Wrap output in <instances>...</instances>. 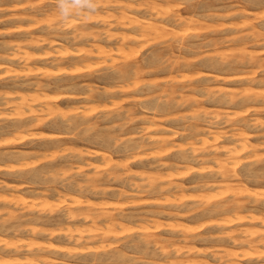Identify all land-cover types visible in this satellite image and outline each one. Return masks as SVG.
I'll list each match as a JSON object with an SVG mask.
<instances>
[{
	"label": "rangeland",
	"instance_id": "374dc122",
	"mask_svg": "<svg viewBox=\"0 0 264 264\" xmlns=\"http://www.w3.org/2000/svg\"><path fill=\"white\" fill-rule=\"evenodd\" d=\"M26 1L0 0V21H2L0 22V167L7 165L10 167L11 165L17 169L22 163L29 164L22 170L0 169V264H25V256L27 259L29 257L33 259V255L34 258H37V255H42V257L65 261H61L62 264L67 261L66 264H99V262L93 261L96 258L108 259L105 262H100V264H161L162 262L167 263L169 260L172 261L173 258L177 262L176 264L183 259L201 260L203 258L209 259L212 264H218L213 256L209 255L212 250L213 253L222 254L223 247L239 251L243 249L242 246H234L232 241H217L218 237L224 236L229 229L233 231L237 227L236 229H247L250 233L256 234L264 231V227L254 224H240L235 227L220 228L218 224L223 222L228 214L210 210L215 207L216 203L217 205L218 203L226 204V202L235 199V194L240 191L239 185H241L240 181L234 179V177H229L224 181L220 174L219 164L213 159L219 155H221L219 156L221 158L225 155V159L228 156L226 152L224 153L226 148L239 146V149L240 145H246L245 140H248L247 145L252 146H250L251 151L240 150L241 152L237 156L239 161L236 162L237 158L232 159L231 162L229 161V168L232 166L236 169L240 175V180H242L241 182L249 189H253V193L259 197H264V0H157L161 6L160 8H164L165 12L168 9L169 13L164 12L165 14L163 13L164 9L160 8V14L150 12L145 6L150 0H122L123 2L120 3V0H114L117 1L115 4L114 1L107 0L109 2L105 8H97L91 15L74 12L72 20H68L70 23L67 21L68 24L62 22L58 14L59 9L56 0ZM136 2L144 8L137 7ZM121 3H123L122 5H131L133 8L124 11L120 7ZM171 3L172 5L167 6ZM169 9L171 10L169 11ZM242 9H245V12ZM173 10L174 12H172ZM45 11L49 13L46 14ZM122 11L133 16L137 14L135 16L138 19L129 14L123 15ZM107 12L112 13V16ZM177 13L185 15L183 18H188V22L190 20L196 22L197 20L199 24L195 22L189 24V26L187 24H173L172 26L171 24L170 29L167 28L166 31L157 34L152 33L154 36L148 32L146 36L141 35L145 33L142 30V25L145 26L147 20V22L162 24V21L165 20H162L164 17L161 16H173ZM208 13H212V16ZM49 14L51 16H48ZM113 14L118 17L119 21L126 17L125 20L121 21L122 24L120 23L123 27L118 24V19L116 20ZM102 16H105L106 21L101 18ZM119 16L124 17L120 18ZM89 17H93L92 21ZM88 18L90 20L85 21ZM127 18L132 20H127ZM73 20L77 22H73ZM135 20L139 23L137 24ZM249 20H251L250 25ZM131 22L133 25H131ZM108 23L113 24V26L109 28ZM185 27L189 32L187 30L185 32ZM26 29L28 30L26 31ZM78 29L79 32H77ZM3 30L6 32L3 33ZM119 30H122V33ZM108 31L112 34L111 36ZM123 32L128 33V35ZM115 35L120 37L117 38ZM112 36L116 37L117 40L119 39V41L116 38L114 40ZM142 36H144L143 39H140ZM106 38L111 39L107 40ZM31 42L33 43L31 44ZM119 42L121 46L118 44ZM36 43L39 44L35 45ZM133 45L135 48H133ZM126 50H130V52ZM136 67L141 69L131 71ZM123 71L126 72L125 74L128 77L121 73ZM122 75L124 76L122 77ZM203 86H206V88ZM93 88L95 91L92 90ZM181 89L180 93L183 96L178 94ZM194 93L197 96L199 95V98ZM19 95L28 96L31 106L17 107V104L19 106ZM186 95L187 97H185ZM220 95L222 96L220 97ZM32 98H43L50 101L55 99L59 102L49 110V108L44 107V104L32 102ZM192 98L194 99L192 100ZM42 109L43 111H41ZM145 119L149 121V124L147 121H143ZM246 121H249L248 127H245ZM225 135L226 138H224ZM161 138L168 139L169 145L167 147L160 148L157 144H154ZM2 144L4 146H1ZM135 144L139 145L135 146ZM137 146L142 148L138 149ZM166 149L169 151L166 152ZM26 152L29 155L22 160L19 154ZM104 152L110 156L111 160L101 159V154H104ZM208 157L210 158L208 159ZM85 161L93 164L90 166ZM86 165H89V167ZM120 165H123L124 168ZM94 166H97L96 169ZM81 167H84V169ZM58 170L61 171L58 172ZM151 170L158 171L154 173L155 171ZM53 173L55 177H53ZM123 174L124 176H122ZM156 174L160 178L157 181L159 187L165 186L168 188L167 184H171L169 192L162 191L159 187L155 190L148 188L150 186L148 176ZM90 177L97 185V191L92 190L90 187L94 184L88 180ZM168 178L171 180H167ZM200 180L201 182H199ZM168 181H171V183ZM180 182L182 184L179 186L184 188L182 190L175 189ZM8 184L14 188L6 187ZM102 185L106 189L101 188ZM198 186L201 189H198ZM203 186L206 187L203 188ZM68 195L72 197L68 198ZM167 197L173 199L172 206L162 204ZM129 198L130 201L128 202ZM246 198L239 195L238 200L245 201ZM70 199H73V201ZM82 199L97 206H103L107 208L105 210L113 211L111 213L122 219L123 225L128 226V228L123 226V229H120L122 236L118 239L114 237L103 238L102 235L91 239L86 236L85 239L87 238V240L83 239L79 246L75 241L79 237L78 235L74 239L67 238L69 235L64 231H67L69 227H74L75 222L76 226L92 224L91 220L71 221L66 215L67 210L69 212L72 210L78 212L77 209L83 211L84 208L74 206L77 200L82 201ZM108 203H111V205L109 206ZM6 207H8L7 210ZM113 207L115 208L113 209ZM247 207L240 210L239 215L245 216L254 212L252 205ZM160 208H163V210ZM12 209L16 213H10ZM3 210L5 211L3 212ZM171 211L175 214L169 216L168 213ZM184 212L186 217L179 215L185 214ZM33 214L34 216L37 214L38 217H34ZM216 214L218 215L216 216ZM13 215L20 217H13ZM40 216H43V218H40ZM37 218L40 219L37 220ZM145 220L150 222L147 221V223ZM69 221L72 222V226L68 224ZM155 221L158 222L155 223ZM98 222L103 226L105 224V220ZM143 222L147 226L142 225ZM161 222L165 224L160 225ZM174 222H179V224L174 225ZM216 223L218 224L216 225ZM173 225L174 227H172ZM249 225H252V227ZM201 226L203 227L200 228ZM168 227L172 229H168ZM38 228L43 229V235H35L34 230L37 231ZM156 228L157 230H155ZM53 230L57 233H54ZM213 233L214 235L210 236ZM183 234L188 236V240H183ZM31 238L33 242L29 240ZM242 238L244 237L242 236ZM21 240L24 242H21ZM26 240H29L28 242L31 245ZM7 241L8 244L9 241L14 242L7 246ZM146 241L152 242L148 245L145 243ZM161 241H164V243ZM97 242L103 243L99 246ZM42 243L43 245L56 244L61 248L69 246L67 249L71 248V250H68L72 252L70 254H68V251L40 252L38 248L42 246ZM157 243L158 245H155ZM103 244H106L104 245L105 248ZM172 244H176L175 247ZM162 245L168 247V255L163 253ZM189 245L193 248H190ZM29 246L31 247L29 248ZM84 248L86 249L84 250ZM180 249L184 254L179 255L177 253ZM188 249L192 251L189 253ZM198 251L206 252L205 254H199ZM118 253H125V258H117L116 254ZM13 256L18 260L14 261ZM195 256L198 257L195 258ZM154 259H157V262ZM248 263L263 264L264 261L242 262V264Z\"/></svg>",
	"mask_w": 264,
	"mask_h": 264
},
{
	"label": "bare ground",
	"instance_id": "6f19581e",
	"mask_svg": "<svg viewBox=\"0 0 264 264\" xmlns=\"http://www.w3.org/2000/svg\"><path fill=\"white\" fill-rule=\"evenodd\" d=\"M27 1H30V0H27ZM26 1V2H27ZM110 1V0H109ZM109 1H103V0H98V1H96L95 2V0H94V4L97 6V8H105V6H106V4L109 2ZM112 1H114V0H112ZM119 1V0H118ZM122 0H120L119 1V3L121 2ZM124 1V0H123ZM122 1V2H123ZM166 1V0H165ZM22 2H24V1H22ZM117 1H114V4L116 3ZM132 2V1H131ZM159 1H157V0H150V1H148L147 2V4H145V6L147 7V9L150 11V12H153V13H157V14H160V9H164V8H160L161 6H160V4L158 3ZM176 3H177V1H175ZM111 3V2H110ZM125 3H126V1H125ZM124 3V4H125ZM137 3V2H136ZM140 3H141V1H140ZM144 3V2H143ZM160 3H161V1H160ZM166 3V2H165ZM164 3V4H165ZM13 4V3H12ZM27 4V3H26ZM25 4V5H26ZM28 4H29V2H28ZM32 4V3H31ZM57 4V3H56ZM123 3H121L120 4V7L121 8H123L124 9V11H126V10H128V9H132L133 7L130 5H122ZM138 4V3H137ZM163 4V3H162ZM163 4V5H164ZM182 4V3H181ZM207 4V3H206ZM14 5V4H13ZM19 5V4H18ZM133 5V4H132ZM141 5V4H140ZM166 5V4H165ZM169 5H172V3L171 4H167V6H169ZM177 5V4H176ZM238 5V4H237ZM31 6V5H30ZM177 6H179V5H177ZM181 6V5H180ZM209 6V5H208ZM225 6V5H224ZM230 6H232V5H230ZM19 7V6H18ZM56 7V6H55ZM132 7V8H131ZM137 7H143L144 8V6H139V4H138V6ZM229 7V6H228ZM17 8V7H16ZM45 8V7H44ZM53 8V7H52ZM135 8H136V6H135ZM160 8V9H159ZM205 8V7H204ZM208 8V7H207ZM225 8V7H224ZM119 10H120V8H118ZM137 9H139V8H137ZM234 9H236V8H234ZM109 10V9H108ZM162 10H161V12H162ZM171 9H169V11H170ZM239 10V9H238ZM243 10V9H242ZM245 10V9H244ZM243 10V11H244ZM29 11V10H28ZM53 11V10H52ZM110 11V10H109ZM118 11V10H117ZM175 11H177V10H175ZM208 11V10H207ZM211 11V10H210ZM228 11V10H227ZM46 12V11H45ZM55 12V11H54ZM105 12V11H104ZM119 12V11H118ZM165 12V9L163 10V13ZM166 12H168V9H167V11ZM165 12V13H166ZM172 12H174V10L172 11ZM178 12H180V11H178ZM202 12H204V11H202ZM201 12V13H202ZM206 12V11H205ZM240 12V11H239ZM242 12V11H241ZM245 12V11H244ZM30 13V12H29ZM49 12H46V14H48ZM53 13V12H52ZM108 14H110V12H107ZM106 13V14H107ZM121 13V12H120ZM122 13H124L123 15H132V14H130V13H128V14H125V12H123L122 11ZM121 13V14H122ZM143 13V12H142ZM164 13V14H165ZM169 13V12H168ZM167 13V14H168ZM214 13H215V11H214ZM222 13V12H221ZM220 13V14H221ZM246 13H248V12H246ZM54 14V13H53ZM59 14V13H58ZM107 14V15H108ZM112 14V13H111ZM110 14V15H111ZM119 14V13H118ZM164 14H162V15H164ZM170 14H171V12H170ZM206 14H207V12H206ZM210 13H208V15H209ZM212 14V13H211ZM210 14V15H211ZM218 14V13H217ZM15 15V14H14ZM27 15V14H26ZM113 15H115V14H113ZM135 15H137V14H135ZM134 15V16H135ZM202 15H204V14H202ZM18 16V15H17ZM19 16H21L20 14H19ZM48 16H51L50 14L48 15ZM84 16V15H83ZM97 16H99V15H97ZM106 16V15H105ZM105 16H102L101 18L103 19ZM112 16V15H111ZM118 16V15H117ZM121 16V15H120ZM119 16V17H120ZM133 15H132V17H134ZM149 16H150V13H149ZM155 16L156 17H158L156 14H155ZM160 16V15H159ZM166 16V15H165ZM165 16H161V17H164L162 20H165V21H162V24H159V23H151V21H149V22H147L146 20V23H145V26L144 25H142L143 26V32H145V33H140L141 35H143L144 34V36H146V33L148 32V33H150V34H157L158 32H163V31H166L167 30V28H169V27H171L170 25L172 24V26H173V24L174 25H176V24H182V25H184V24H187V26H189V24H191V23H193V22H195L194 20H190L191 18V15H190V22H188V18H186V19H184L183 18V16L185 17V15H181V14H178L177 13V15H173V16H167V17H165ZM200 16V15H199ZM212 16V15H211ZM27 17V16H26ZM29 17V16H28ZM43 17V16H42ZM114 18L116 17V15L115 16H113ZM113 17H111V18H113ZM122 17H124V16H122ZM122 17H120V18H122ZM129 17H131V16H129ZM136 18H137V16H135ZM134 17V18H135ZM187 17V16H186ZM206 17H207V15H206ZM215 17H216V15H215ZM3 18V17H2ZM10 18V17H9ZM83 18V17H82ZM90 19H91V21H92V18L93 17H89ZM88 18V20L86 19H84L85 21H89L90 19ZM135 18V19H136ZM140 18V17H139ZM155 18V17H154ZM197 18V17H196ZM210 18H212V17H210ZM218 18V17H217ZM220 18V17H219ZM218 18V19H219ZM248 18V17H247ZM246 18V19H247ZM6 19V18H5ZM118 19V17H116V20ZM126 19V17L124 18V19H121L120 21H119V19H118V21L117 22H119L118 24L120 25V23H121V21L122 20H125ZM129 18H127V20H128ZM138 19V18H137ZM143 19H144V17H143ZM215 19V18H214ZM17 20V19H16ZM28 20V19H27ZM70 20V19H69ZM72 20V19H71ZM83 20V19H82ZM104 20H105V18H104ZM129 20H132V19H129ZM139 20H141V19H139ZM153 20V19H152ZM239 20H242V19H239ZM238 20V21H239ZM244 20V19H243ZM95 22H98L97 20H94ZM106 21V20H105ZM142 21V20H141ZM145 21H143V22H145ZM154 21V20H153ZM205 21V20H204ZM213 21V20H212ZM217 21V20H216ZM244 21H246V20H244ZM250 22H249V25H250V23H251V20H249ZM0 22H2V21H0ZM17 22H18V20H17ZM41 22V21H40ZM63 22V21H62ZM69 22V21H68ZM73 22H77V21H74L73 20ZM72 22V23H73ZM100 22H101V20H100ZM102 22H103V20H102ZM116 22V23H117ZM124 22H126V21H124ZM134 22V21H133ZM135 22L137 23V21L135 20ZM142 22V23H143ZM158 22V21H157ZM201 22H203L202 20H201ZM253 22V21H252ZM43 23V22H42ZM67 23V22H66ZM70 23V22H69ZM130 23V22H129ZM128 23V24H129ZM139 23V22H138ZM137 23V24H138ZM195 23H198L197 22V20H196V22ZM21 24V23H20ZM68 24V23H67ZM109 24V23H108ZM108 24H107V27H108ZM122 24V23H121ZM159 24V25H158ZM199 24V23H198ZM237 24V23H236ZM235 24V25H236ZM58 25V24H57ZM71 25V24H70ZM103 25H105V24H103ZM124 25V24H123ZM131 25H133L132 24V22H131ZM140 25V24H139ZM111 26H113V24H109V28L111 27ZM116 26V25H115ZM121 26V25H120ZM129 26H130V24H129ZM141 26V25H140ZM141 26V27H142ZM246 26V25H245ZM248 26V25H247ZM58 27H60V26H58ZM121 27H123V26H121ZM124 27H126V26H124ZM250 27H252V26H250ZM249 27V28H250ZM81 28V27H80ZM191 28V27H190ZM193 28H195V27H193ZM235 28H237L236 26H235ZM248 28V29H249ZM6 29V28H5ZM20 29V28H19ZM23 29V28H22ZM57 29V28H56ZM76 29V28H75ZM170 29V28H169ZM172 29V28H171ZM174 29V28H173ZM252 29H253V27H252ZM12 30V29H11ZM28 29H26V31H27ZM66 30V29H65ZM98 30V29H97ZM102 30V29H101ZM110 30V29H109ZM123 30V29H122ZM121 30V31H122ZM175 30V29H174ZM186 30H187V27H185V32H186ZM190 30H192V29H190ZM80 30L78 29V31L77 32H79ZM120 30H119V32H121ZM124 31V30H123ZM173 31V30H172ZM188 31V30H187ZM256 31H257V29H256ZM261 31V30H260ZM6 32V31H5ZM4 32V30H3V33H5ZM8 32V31H7ZM83 32V31H82ZM103 33L104 32H106V31H102ZM140 32H141V30H140ZM169 32V31H168ZM189 32V31H188ZM263 32V31H262ZM1 33V32H0ZM97 33V32H96ZM107 33V32H106ZM105 33V34H106ZM110 33V31H108V34ZM122 33V32H121ZM124 33V32H123ZM264 33V32H263ZM32 34V33H31ZM75 34V33H74ZM114 34H116V33H114ZM125 34V33H124ZM127 35H128V33H126ZM125 34V35H126ZM129 34H130V32H129ZM149 34V35H150ZM152 34V36H154ZM252 34V33H251ZM96 35V34H95ZM112 34L110 33V36H111ZM246 35V34H245ZM32 36V35H31ZM72 36H73V34H72ZM75 36V35H74ZM81 36V35H80ZM89 36H91V35H89ZM102 36V35H101ZM116 36V35H115ZM122 36V35H121ZM124 36V35H123ZM144 36H142L140 39H143V37ZM148 36V35H147ZM158 36V35H157ZM159 36H160V34H159ZM106 37V36H105ZM117 37V36H116ZM116 37H113L112 36V38L114 39V38H116ZM120 36H118L117 38H119ZM125 37V36H124ZM139 37V36H138ZM193 37V36H192ZM239 37V36H238ZM28 38V37H27ZM38 38V37H37ZM74 38V37H73ZM117 38H116V40H117ZM128 38V37H127ZM131 38H132V35H131ZM157 38V37H156ZM240 38V37H239ZM243 38V37H242ZM26 39V38H25ZM104 39V38H103ZM107 40H110V39H108V38H106ZM105 39V40H106ZM241 39V38H240ZM27 40V39H26ZM33 40V39H32ZM34 40H35V38H34ZM75 40V39H74ZM115 40V39H114ZM121 40H122V38H121ZM130 40V39H129ZM117 41H119V39L117 40ZM255 41V40H254ZM253 41V42H254ZM43 42V41H42ZM96 42V41H95ZM122 42H124V40H122ZM8 43V42H7ZM33 42H31V44H32ZM40 43V42H39ZM38 43V44H39ZM54 43V42H53ZM90 44H92L91 42H89ZM99 43V42H98ZM188 43V42H187ZM22 44V43H21ZM37 43L35 44V45H38ZM50 44H52V43H50ZM119 45L121 44L120 42L118 43ZM113 45V44H112ZM111 45V46H112ZM5 46V45H4ZM16 46V45H15ZM19 46V45H18ZM28 46V45H27ZM33 46V45H32ZM95 46V45H94ZM121 46V45H120ZM14 47V46H13ZM19 47H21V46H19ZM59 47V46H58ZM127 46L125 45V48H126ZM130 47V46H129ZM165 47V46H164ZM183 47V45L181 46V48ZM60 48H62V47H60ZM93 48V47H92ZM131 48V47H130ZM133 48H135L134 47V45H133ZM204 48V47H203ZM29 49V48H28ZM56 49V48H55ZM90 49V48H89ZM114 49V48H113ZM123 49V48H122ZM127 49V48H126ZM15 50H16V48H15ZM54 50V49H53ZM52 50V51H53ZM67 50V49H66ZM91 50V49H90ZM131 51H134V50H132V49H130ZM130 50H126V51H129L130 52ZM137 50V49H136ZM136 50H135V52H136ZM9 51V50H8ZM12 51V50H11ZM56 51V50H55ZM63 51V50H62ZM101 51V50H100ZM125 51V50H124ZM191 51V50H190ZM16 52H18V51H16ZM22 52V51H21ZM58 52V51H57ZM90 52V51H89ZM105 52V51H104ZM103 52V53H104ZM239 52V51H238ZM122 53V52H121ZM166 53V52H165ZM178 53V52H177ZM176 53V54H177ZM180 53V52H179ZM178 53V54H179ZM191 53V52H190ZM249 53V52H248ZM9 54V53H8ZM84 54H87V53H84ZM125 54V53H124ZM127 54H129V53H127ZM131 54V53H130ZM135 54V53H134ZM156 54V53H155ZM5 55V54H4ZM94 55V54H93ZM7 56V55H6ZM130 56V55H129ZM19 57V56H18ZM8 58V57H7ZM26 58V57H25ZM131 58V57H130ZM250 58V57H249ZM176 59V58H175ZM246 60V59H245ZM20 61V60H19ZM51 61V60H50ZM91 62V61H90ZM173 62H175V61H173ZM20 64V63H19ZM3 66V65H2ZM6 67V66H5ZM10 67V66H9ZM184 67V66H183ZM183 67H182V69H183ZM141 68L140 67H136L135 69H132L131 71H133V70H135V71H139ZM173 69H174V67H173ZM146 70V69H145ZM130 71V72H131ZM134 71V72H135ZM128 72V71H127ZM122 74H125L126 72L125 71H123V72H121ZM129 73V72H128ZM136 73V72H135ZM178 73V72H177ZM180 73H182V72H180ZM185 73V72H184ZM130 74V73H129ZM256 74V73H255ZM187 75H189V74H187ZM124 75H122V77H123ZM125 76H127L126 74H125ZM210 76V75H209ZM128 77V76H127ZM184 78V77H183ZM217 78V77H216ZM131 79V78H130ZM189 80V79H188ZM35 81V80H34ZM49 84V83H48ZM81 84H83V83H81ZM89 84H91V83H89ZM185 85V84H184ZM28 86V85H27ZM250 86V85H249ZM36 87V86H35ZM34 87V88H35ZM41 87V86H40ZM86 87H87V85H86ZM89 87V86H88ZM203 87H205L206 88V86H203ZM96 88V87H95ZM171 88V87H170ZM187 88V87H186ZM191 88V87H190ZM200 88V87H199ZM208 88V87H207ZM212 88V87H211ZM42 89V88H41ZM184 89H185V87H184ZM183 89V90H184ZM201 89V88H200ZM202 89H204V88H202ZM209 90H210V88H208ZM208 89H207V91H208ZM15 90V89H14ZM23 90V89H22ZM93 91H95V89L93 88L92 89ZM196 90V89H195ZM220 90V89H219ZM46 91V90H45ZM180 91H182V89L181 90H179V93L178 94H180V96H183V94L181 95V93H180ZM221 91V90H220ZM219 91V92H220ZM251 91V90H250ZM8 92V91H7ZM16 93H17V91H15ZM29 92V91H28ZM92 92V91H91ZM159 92V91H158ZM202 92V91H201ZM34 93V92H33ZM97 93V92H96ZM166 93H167V91H166ZM189 93V92H188ZM188 93H184V94H188ZM198 93V92H197ZM200 93V92H199ZM203 93H204V91H203ZM208 93V92H207ZM213 93V92H212ZM240 93V92H239ZM246 93H249V92H246ZM261 93V92H260ZM263 93V92H262ZM4 94V93H3ZM154 94V93H153ZM174 94H176V93H174ZM195 94V93H194ZM229 94V93H228ZM245 94V93H244ZM258 94V93H257ZM6 95V94H5ZM41 95V94H40ZM196 95V94H195ZM194 95V96H195ZM211 95V94H210ZM224 95V94H223ZM259 95V94H258ZM1 96V95H0ZM18 96V95H17ZM42 96V95H41ZM146 96V95H145ZM193 96V95H192ZM197 96V95H196ZM195 96V97H196ZM199 96V95H198ZM197 96V97H198ZM201 96H203V95H201ZM208 96V95H207ZM218 96V95H217ZM222 95H220V97H221ZM230 96V95H229ZM240 96V95H239ZM44 97V96H43ZM45 97H46V95H45ZM72 97V96H71ZM185 97H187V95L185 96ZM188 97H189V95H188ZM204 97V96H203ZM228 97V96H227ZM232 97V96H231ZM8 98V97H7ZM14 98H16V97H14ZM19 106H18V104H17V107H27V106H31L30 105V98L28 97V96H26V95H19ZM58 98V97H57ZM62 98H64V97H62ZM153 98V97H152ZM191 98V97H190ZM189 98V99H190ZM199 98V97H198ZM223 98V97H222ZM54 99V98H53ZM194 98H192V100H193ZM227 98H225V100H226ZM232 99V98H231ZM240 99V98H239ZM243 99V98H242ZM263 99H264V96H263ZM184 100V99H183ZM186 100H187V98H186ZM186 100H185V102H186ZM248 100H249V98H248ZM4 101H6V100H4ZM196 101V100H195ZM227 101H229L228 99H227ZM32 102H36V103H39V104H44L45 106L44 107H47V109L49 108V110L53 107V106H55L56 105V103L57 102H59V100H44L43 98H32ZM6 103H7V101H6ZM101 103V102H100ZM179 103V102H178ZM183 105V104H182ZM239 105V104H238ZM8 106V105H7ZM35 106V105H34ZM42 106V105H41ZM158 106V105H157ZM6 107V106H5ZM201 107V106H200ZM19 108V109H20ZM58 108V107H57ZM56 108V109H57ZM126 108V107H125ZM29 109V108H28ZM201 109V108H200ZM134 110V109H133ZM197 110V109H196ZM37 111V110H36ZM41 111H43V109L41 110ZM52 111V110H51ZM50 111V112H51ZM200 111V110H199ZM205 111V110H204ZM212 111V110H211ZM27 112V111H26ZM132 112H134V111H132ZM23 113V112H22ZM194 113V112H193ZM33 114V113H32ZM35 114V113H34ZM52 114V113H51ZM199 114V113H198ZM208 114V113H207ZM47 115V114H46ZM126 115V114H125ZM32 116H34V115H32ZM84 116V115H83ZM133 116V115H132ZM145 116V115H144ZM199 116V115H198ZM194 117V116H193ZM228 117V116H227ZM144 118V117H143ZM177 118H179V117H177ZM183 118V117H182ZM185 118H187V117H185ZM43 119V118H42ZM40 120V119H39ZM44 120V119H43ZM202 120V119H201ZM213 120V119H212ZM256 120H258V119H256ZM22 121V120H21ZM129 121V120H128ZM131 121V120H130ZM144 122L145 121H147L146 119L145 120H143ZM259 121V120H258ZM38 122V121H37ZM41 122V121H40ZM149 121H147V123H148ZM252 122V121H251ZM260 122V121H259ZM258 122V123H259ZM146 123V124H147ZM155 123V122H154ZM205 123V122H204ZM217 123V122H216ZM246 123V125H245V127H248V125H249V121H246L245 122ZM256 123V122H255ZM264 123V122H263ZM35 125H36V123H34ZM127 124V123H126ZM149 124V123H148ZM253 124H254V122H253ZM259 124H261V123H259ZM21 125V124H20ZM92 125V124H91ZM193 125V124H192ZM222 125V124H221ZM244 125V124H243ZM254 125H256V124H254ZM261 125H263V124H261ZM30 126V125H29ZM134 126V125H133ZM151 126V125H150ZM195 126V125H194ZM31 127V126H30ZM154 127V126H153ZM193 127V126H192ZM199 128V127H198ZM250 128V127H249ZM10 129V128H9ZM165 129V128H164ZM197 129V128H196ZM232 129V128H231ZM148 130V129H147ZM154 130V129H153ZM159 130H161V129H159ZM200 130V129H199ZM244 130H246V129H244ZM18 131V130H17ZM155 131H158V130H155ZM188 131V130H187ZM14 132V131H13ZM24 132V131H23ZM145 132V131H144ZM153 132V131H152ZM176 133V132H175ZM174 133V134H175ZM179 134V133H178ZM177 134V135H178ZM235 134V133H234ZM238 134H240V133H238ZM221 135H224V134H221ZM1 136V135H0ZM58 137V136H57ZM188 137V136H187ZM235 137V136H234ZM237 137V136H236ZM239 137V136H238ZM244 137V136H243ZM2 138V137H1ZM23 138V137H22ZM150 138V137H149ZM153 138H156V137H153ZM168 138V137H167ZM169 138H171V137H169ZM224 138H226V135L224 136ZM24 139V138H23ZM44 139V138H43ZM49 139V138H48ZM51 139V138H50ZM54 139H56V138H54ZM142 139V138H141ZM220 139H222V138H220ZM231 139V138H230ZM236 139V138H235ZM237 139H239V138H237ZM241 139V138H240ZM246 139V138H245ZM248 139V138H247ZM261 139H263V138H261ZM218 140V139H217ZM16 141V140H15ZM35 141V140H34ZM33 141V142H34ZM60 141V140H59ZM152 141H154V140H152ZM173 141V140H172ZM246 141V145L245 144H243V145H240V143H239V145H240V148L238 149V147L239 146H234L233 148H226L225 149V151H224V153L226 152V154L228 155L225 159H224V157H225V155H224V157L223 158H221V157H219V156H221V155H219V156H217L216 154H215V156H217V157H215L213 160L214 161H216L217 162V164H219V168H220V174H221V176H222V178L224 179V181L225 180H227L229 177H234V179H238L239 181H240V184L241 185H239V190L240 191H238V193L237 194H235L236 195V198L235 199H233V200H231V201H229V202H226V204H222V203H218V205H217V203L215 204V207L214 208H212V209H210V210H212V211H214V212H217V213H219V212H222V213H224V214H228V217L223 221V222H221L220 224H218V223H216V225L218 224V226L220 227V228H229V227H235V226H237V225H240V224H254V225H260V226H262V227H264V197L263 196H261V197H259V196H257V194H255V193H253V189H249L243 182H241L242 180H240V175L237 173V171H236V169L235 168H233L232 166H230V168H229V163L231 162V160L233 159H236L237 158V161L236 162H238L239 160H238V155L240 154V152L241 151H243V150H250V146L251 145H247V141L248 140H245ZM8 142V141H7ZM17 142V141H16ZM207 142V141H206ZM236 142V141H235ZM234 142V143H235ZM3 143H4V141H3ZM13 143V142H12ZM23 143V142H22ZM142 144H144V143H142ZM150 144H152V143H150ZM154 144H157L160 148H165V147H167V145H169L168 144V139H160V140H158V141H156V143H154ZM208 144V143H207ZM9 145V144H8ZM136 145H139V144H135V146ZM236 145H237V143H236ZM253 145V144H252ZM1 146H4L3 144L1 145ZM7 146V145H6ZM144 146V145H143ZM146 146V145H145ZM150 146V145H149ZM153 146H155V145H153ZM157 146V147H158ZM256 146V145H255ZM255 146H253V147H255ZM138 147V146H137ZM156 147V148H157ZM158 147V148H159ZM193 147V146H192ZM252 147V146H251ZM140 148H142V147H140ZM139 147H138V149H140ZM1 149V148H0ZM55 149V148H54ZM134 149V148H133ZM137 149V150H138ZM172 149V148H171ZM179 149V148H178ZM199 149V148H198ZM162 150V149H161ZM204 150V149H203ZM202 150V151H203ZM207 150V149H206ZM219 150V149H218ZM241 150V151H240ZM8 151V150H7ZM67 151V150H66ZM78 151V150H77ZM134 151H136V150H134ZM166 152H168L169 150L168 149H166L165 150ZM179 151V150H178ZM216 151V150H215ZM251 151V150H250ZM39 152V151H38ZM75 152V151H74ZM95 152V151H94ZM185 152V151H184ZM37 153V152H36ZM91 153V152H90ZM99 154H100V151L98 152ZM97 153V154H98ZM128 153V152H127ZM139 153V152H138ZM142 153V152H141ZM95 154H96V152H95ZM132 154V153H131ZM162 154H164V153H162ZM209 154V153H208ZM28 153L26 152V153H22V154H19V157H21V159L23 160V159H26L27 157H28ZM102 156H101V159H110V156L108 155V154H106L105 152H104V154H101ZM165 155H167V154H165ZM183 155V154H182ZM185 156H186V154H184ZM212 156L214 155V154H211ZM129 156V155H128ZM127 156V157H128ZM158 157V156H157ZM189 157V156H188ZM206 157V156H205ZM204 157V158H205ZM184 158V157H183ZM190 158V157H189ZM188 158V159H189ZM197 158V157H196ZM204 158H203V160H204ZM210 157H208V159H209ZM128 159H129V157H128ZM206 159V158H205ZM111 160V159H110ZM161 160H163V159H161ZM202 160V159H201ZM106 161V160H105ZM206 161V160H205ZM209 161V160H208ZM230 161V162H229ZM7 162V161H6ZM70 162V161H69ZM87 161H85V163H86ZM112 162H114V161H112ZM124 162V161H123ZM158 162H160V161H158ZM233 162V161H232ZM20 163V162H19ZM88 163V162H87ZM179 163V162H178ZM183 163V162H182ZM181 163V164H182ZM186 163V162H185ZM23 164V163H22ZM21 164V166L20 167H17V169H19V170H22V169H25L24 167H27L26 165H28L29 166V164H23L22 165ZM71 164V163H70ZM75 164V163H74ZM88 164H90V166L93 164V163H88ZM116 164V163H115ZM120 164V163H119ZM163 164V163H162ZM167 164V163H166ZM20 165V164H19ZM32 165H33V163H32ZM32 165H31V167H32ZM38 165H39V163H38ZM83 165V164H82ZM118 165V164H117ZM124 165V164H123ZM123 165H120V166H122L123 167ZM141 165H143V164H141ZM147 165V164H146ZM175 165H176V163H175ZM174 165V166H175ZM178 165V164H177ZM235 165H237V164H235ZM86 166H88L89 167V165H86ZM97 166H99V165H97ZM96 166V167H97ZM116 166V165H115ZM119 166V165H118ZM145 166V165H144ZM154 166V165H153ZM161 166V165H160ZM163 166V165H162ZM170 166V165H169ZM178 166H180V165H178ZM181 166H183V165H181ZM11 167V168H10ZM10 167H9V165H7V166H5V167H0V169L1 168H3V169H5V170H17V169H15L16 167H12L11 165H10ZM57 167V166H56ZM87 167V168H88ZM93 167V166H92ZM96 167L94 166V168L96 169ZM106 167H108V166H106ZM129 167V166H128ZM148 167V166H147ZM150 167V166H149ZM152 167V166H151ZM159 167V166H158ZM168 167V166H167ZM166 167V168H167ZM232 167V168H231ZM81 168H83L84 169V167H81ZM86 168V167H85ZM99 168V167H98ZM124 168V167H123ZM132 168V167H131ZM171 168V167H170ZM186 168V167H185ZM80 169V168H79ZM99 169H101V168H99ZM144 169V168H143ZM142 169V170H143ZM156 169V168H155ZM169 169V168H168ZM173 169V168H172ZM175 169V168H174ZM167 170V169H166ZM247 170V169H246ZM251 170H252V168H251ZM32 171V170H31ZM59 171H61V170H58V172ZM65 171V170H64ZM76 171V170H75ZM80 171V170H79ZM113 171V170H112ZM144 171V170H143ZM147 171V170H146ZM151 171H155L154 173H156L157 171L156 170H151ZM162 171V170H161ZM161 171H159V172H161ZM173 171V170H172ZM177 171V170H176ZM211 171V170H210ZM249 171H250V168H249ZM53 172V171H52ZM66 172V171H65ZM82 172V171H81ZM111 172V171H110ZM147 172H150V171H147ZM158 172V173H159ZM212 172V171H211ZM253 172H255L256 173V171L255 170H253ZM50 173V172H49ZM83 173V172H82ZM97 173H99L98 171H97ZM120 173H121V171H120ZM126 173V172H125ZM152 173V172H151ZM197 173H198V171H197ZM200 173V172H199ZM214 173V172H213ZM254 173V175H256ZM261 173H263V172H261ZM110 174V173H109ZM108 174V175H109ZM116 174H118V172H116ZM135 174V173H134ZM163 174H164V172H163ZM168 174V173H167ZM210 174V173H209ZM212 174V173H211ZM219 174V175H220ZM46 175V174H45ZM52 175V174H51ZM56 175V174H55ZM58 175H60V174H58ZM94 176H95V174H93ZM97 175V174H96ZM113 175V174H112ZM128 175H130L129 173H128ZM137 175V174H136ZM139 175V174H138ZM179 175V174H178ZM177 175V176H178ZM184 175V174H183ZM202 175V174H201ZM213 175V174H212ZM212 175H209V176H211V177H213ZM216 175H217V173H216ZM258 175V174H257ZM63 176V175H62ZM111 176V175H110ZM122 176H124V174L122 175ZM130 176H132V175H130ZM130 176H128V177H130ZM146 176V175H145ZM170 176H173V175H170ZM175 176V175H174ZM53 177H55L54 176V173H53ZM60 177V176H59ZM121 177V176H120ZM135 177V176H134ZM215 177V176H214ZM258 177V176H257ZM148 178H149V185L150 186H148V188L150 187L151 188V190H155V189H157L159 186L157 185V181H158V179H160L159 177H158V175L156 174V175H150V176H148ZM172 178V177H171ZM199 178V177H198ZM204 178V177H203ZM258 178H260V177H258ZM93 178L92 177H90V179L88 178V180H90V182H92V183H94V181L92 180ZM119 179H121V178H119ZM124 179V178H123ZM129 179V178H128ZM135 179V178H134ZM139 179V178H138ZM144 179V178H143ZM166 179V178H165ZM220 179V178H219ZM136 180V179H135ZM167 180H171V179H167ZM199 180V179H198ZM247 180V179H246ZM121 181V180H120ZM126 181V180H125ZM161 181H163V180H161ZM223 181V180H222ZM230 181V180H229ZM234 181H236V180H234ZM104 182V181H103ZM145 182H147V181H145ZM160 182V181H159ZM165 182V181H164ZM168 182H170L171 183V181H168ZM199 182H201V180L199 181ZM203 182V181H202ZM238 182V181H237ZM257 182V181H256ZM2 183V182H1ZM83 183V182H82ZM130 183H132L131 181H130ZM134 183V182H133ZM137 183V182H136ZM142 183V182H141ZM195 183H197V182H195ZM30 184V183H29ZM123 184H124V181H123ZM143 184H144V181H143ZM169 184V183H168ZM167 184V186H168V188L169 187H171V184L170 185H168ZM175 184H176V182H175ZM174 184V185H175ZM182 184V182H180V184L178 183V186L177 187H175V186H173V187H175V189H183L184 187L183 186H179V185H181ZM192 184V183H191ZM198 184H200V183H198ZM205 184V183H204ZM210 184H212V183H210ZM229 184V183H228ZM134 185V184H133ZM148 185V184H147ZM161 185V184H160ZM177 185V184H176ZM203 185V184H202ZM209 185V184H208ZM212 185H214V184H212ZM218 185V184H217ZM220 185V184H219ZM78 186V185H77ZM136 186H138V185H136ZM184 186H186V185H184ZM191 186V185H190ZM200 186V185H199ZM199 186H198V189H201V188H199ZM216 186V185H215ZM226 186V185H225ZM225 186H224V188H225ZM236 186V185H235ZM6 187H8V188H12L13 186H11L10 184H8V185H6ZM91 188H92V190H94V191H97L98 190V187H97V185L94 183L92 186H90ZM130 187V186H129ZM146 187V186H145ZM204 187H206V186H203V188ZM228 187H229V185H228ZM232 187V186H231ZM14 188V187H13ZM18 188V187H17ZM21 188H23V187H21ZM101 188H104L103 187V185H102V187ZM142 189H143V187H141ZM141 188H139V189H141ZM162 191H164V190H166L167 192H169L170 191V189L171 188H166L165 186L164 187H159ZM30 189V188H29ZM58 189V188H57ZM104 189H106V188H104ZM104 189H102V190H104ZM136 189H137V187H136ZM144 189H146V188H144ZM174 189V188H173ZM214 189V188H213ZM233 189V188H232ZM7 190V189H6ZM20 190V189H19ZM31 190V189H30ZM138 190V189H137ZM205 190V189H204ZM215 190V189H214ZM15 191V190H14ZM117 191V190H116ZM120 191V190H119ZM124 191V190H123ZM198 191V190H197ZM201 191V190H200ZM203 191V190H202ZM211 191V190H210ZM217 192H218V190H216ZM233 191V190H232ZM231 191V192H232ZM37 192V191H36ZM40 192V191H39ZM43 192H45V191H43ZM113 192V191H112ZM127 192V191H126ZM139 192V191H138ZM193 192V191H192ZM208 192V191H207ZM230 192V193H231ZM233 192H236V191H233ZM232 192V193H233ZM72 193V192H71ZM119 193V192H118ZM123 193V192H122ZM173 193H176V192H173ZM178 193V192H177ZM176 193V194H177ZM187 193V192H186ZM229 193V192H228ZM229 193V194H230ZM124 194V193H123ZM127 194V193H126ZM130 194H132V193H130ZM143 194V193H142ZM180 194V193H179ZM182 194H184V193H182ZM189 194V193H188ZM200 194V193H199ZM83 195V194H82ZM121 195V194H120ZM172 195V194H171ZM232 195V194H231ZM234 195V194H233ZM239 195H241V196H243V197H247L246 199H245V201H241V200H238V197H239ZM9 196V195H8ZM38 196V195H37ZM36 196V197H37ZM40 196V195H39ZM44 196V195H43ZM47 196V195H46ZM62 196V195H61ZM65 196V195H64ZM88 196V195H87ZM119 196V195H118ZM162 197H163V195H161ZM174 196V195H173ZM201 196H203V194H201ZM222 196H223V194H222ZM221 196V197H222ZM42 197V196H41ZM72 197V196H71ZM69 195H68V198H71ZM80 198H81V196H79ZM86 197V196H85ZM120 197V196H119ZM157 197H159V196H157ZM175 197V196H174ZM220 197V196H219ZM56 198V197H55ZM58 198V197H57ZM75 198V197H74ZM91 198V197H90ZM102 198V197H101ZM135 198V197H134ZM178 198V197H177ZM216 198H218V197H216ZM227 198V197H226ZM230 198H231V196H230ZM230 198H227V199H230ZM234 198V197H233ZM4 199V198H3ZM24 199V198H23ZM41 199V198H40ZM87 199H88V197H87ZM128 199V198H127ZM162 199V198H161ZM176 199V198H175ZM189 199V198H188ZM192 199V198H191ZM198 199V198H197ZM6 200V199H5ZM28 200V199H27ZM65 201H66V199H64ZM71 200V199H70ZM79 200V199H78ZM76 201L75 202V205L74 206H76V207H79V208H84V210L83 211H81L80 209V211L77 209V211L78 212H75L76 210H72V209H70V210H72V211H68L67 210V212H66V215H68V218L71 220V221H76V220H79V219H84L85 221H90L91 220V222H92V224L91 225H88L87 226V224L84 226H76V222H75V225H74V227H69V228H67V231L65 230L64 232L66 233H68V237L67 238H69V239H74V237H76V235H78L79 237L78 238H76V244H78V246H79V244L83 241V239H85V237L86 236H89L91 239H93V238H96V237H98V236H104L103 238H109V237H114V238H116V239H118V238H120L122 235V231H120V229H123V226L125 227V225H123L124 223H122L123 221H121L122 219H119L114 213H111V212H113V211H111V209H110V211L111 212H109V210L107 211V210H105V209H107V208H105V207H103V206H97L96 204H92L91 202H89V201H86L85 199V201H83V199H82V201ZM81 200V199H80ZM110 200V199H109ZM122 200V199H121ZM183 200V199H182ZM181 200V201H182ZM211 200V199H210ZM210 200H208V201H210ZM244 200V199H243ZM11 201V200H10ZM26 201V200H25ZM38 201V200H37ZM71 201H73V199L71 200ZM130 201V198H129V200H128V202ZM132 201V200H131ZM191 201V200H190ZM199 201V200H198ZM207 201V202H208ZM9 202V201H8ZM8 202H6V203H8ZM40 202V201H39ZM44 202V201H43ZM103 202V201H102ZM125 202V201H124ZM146 202H149V201H146ZM155 202V201H154ZM160 202V201H159ZM175 202V201H174ZM193 202H195V201H193ZM15 203V202H14ZM18 203H19V200H18ZM123 203V202H122ZM196 203V202H195ZM8 204H10V203H8ZM23 204V203H22ZM32 204V203H31ZM46 204V203H45ZM109 204V203H108ZM126 204H128V203H126ZM130 204V203H129ZM133 204V203H132ZM163 205H166V206H172L173 205V199H171L170 197H167L166 198V200H165V202L164 203H162ZM187 204V203H186ZM37 205V204H36ZM51 205V204H50ZM55 205V204H54ZM99 205V204H98ZM111 205V203L109 204V206ZM174 205H176V204H174ZM190 205V204H189ZM202 205V204H201ZM211 205H214V204H211ZM217 205V206H216ZM248 205H252L253 207H254V212H252V213H250L249 215H245V216H242V215H239V212H240V210H242V209H246V207L248 206ZM21 206V205H20ZM39 206V205H38ZM71 206V205H70ZM73 206V205H72ZM179 206H181V205H179ZM5 207V206H4ZM24 207V206H23ZM22 207V208H23ZM123 207V206H122ZM182 207V206H181ZM186 207V206H185ZM188 207V206H187ZM249 207H251V206H249ZM7 208L8 207H6V210H7ZM21 208V209H22ZM52 208V207H51ZM66 208V207H65ZM115 207H113V209H114ZM147 208V207H146ZM178 208V207H177ZM198 208V207H197ZM24 209V208H23ZM22 209V210H23ZM26 209H27V207H26ZM29 209H31V208H29ZM37 209V208H36ZM68 209V208H67ZM109 209V208H108ZM147 209H149V208H147ZM147 209H145V210H147ZM157 209V208H156ZM160 209H162L163 210V208H160ZM209 209V208H208ZM247 209H248V207H247ZM52 210V209H51ZM117 210H119V209H117ZM121 210V209H120ZM132 210V209H131ZM168 210V209H167ZM251 210V209H250ZM1 211V210H0ZM5 210H3V212H4ZM19 211V210H18ZM42 211V210H41ZM44 211V210H43ZM166 211V210H165ZM174 211H177V210H174ZM209 211V210H208ZM207 211V212H208ZM248 211V210H247ZM40 212V211H39ZM52 212V211H51ZM115 212V211H114ZM180 212V211H179ZM187 212V211H186ZM190 212V211H189ZM9 213V212H8ZM8 213H7V215H8ZM10 213H12V214H14V213H16L15 211L13 212V209H12V212L10 211ZM68 213V214H67ZM122 213H124V212H122ZM163 213V212H162ZM185 213V212H184ZM206 213V212H205ZM210 213V212H209ZM27 214V213H26ZM26 214H24V215H26ZM172 214H175V213H173L172 211L171 212H169L168 213V215L169 216H171ZM176 214H178V213H176ZM199 214V213H198ZM167 215V214H166ZM179 215H182V216H185L186 215V213L185 214H179ZM215 215V214H214ZM218 214H216V216H217ZM9 216L10 217H12V215H10L9 214ZM31 216V215H30ZM33 216H34V214H33ZM35 216H37V214L35 215ZM34 216V217H35ZM142 217H143V215H141ZM144 216H145V214H144ZM151 216V215H150ZM174 216V215H173ZM7 217V216H6ZM13 217H20V216H14L13 215ZM23 217V216H22ZM27 217H28V214H27ZM38 217V216H37ZM145 217H147V216H145ZM186 217V216H185ZM199 217V216H198ZM221 217V216H220ZM40 218H43V216H40ZM40 218H37V220H39ZM47 218V217H46ZM67 218V219H68ZM148 218V217H147ZM160 218V217H159ZM222 218V217H221ZM221 218H219V219H221ZM22 219V218H21ZM150 219V218H149ZM161 219V218H160ZM197 219V218H196ZM224 219V218H223ZM6 220V219H5ZM9 220V219H8ZM16 220V219H15ZM100 220H105V224H104V226L102 225H100L99 224V222L98 221H100ZM152 220V219H151ZM157 220V219H156ZM166 220V219H165ZM168 220H170V219H168ZM181 220V219H180ZM192 220V219H191ZM208 220V219H207ZM211 220V219H210ZM138 221V220H137ZM146 222L148 221V220H145ZM160 221V220H159ZM175 222H176V220H174ZM182 221V220H181ZM70 222V221H69ZM142 222V221H141ZM148 222H150V221H148ZM147 222V223H148ZM154 222V221H153ZM156 222H158V221H155V223ZM174 222V223H175ZM67 223V222H66ZM72 222H70V223H68V224H71ZM129 223V222H128ZM137 223V222H136ZM178 224H179V222H177ZM177 223H175L174 225H176ZM209 223V222H208ZM36 224V223H35ZM40 224V223H39ZM38 224V225H39ZM78 224V223H77ZM158 224V223H157ZM160 225L161 224H165V223H159ZM158 224V225H159ZM167 224V223H166ZM23 225V224H22ZM21 225V226H22ZM60 225V224H59ZM142 225H145V226H147L146 224H144V222H143V224ZM153 225H154V223H153ZM174 225L172 226V227H174ZM185 225V224H184ZM26 226V225H25ZM37 226V225H36ZM57 226V225H56ZM63 226V225H62ZM65 226V225H64ZM71 226H72V224H71ZM76 226V227H75ZM149 226V225H148ZM155 226V225H154ZM250 226V225H249ZM259 226V227H260ZM40 227V226H39ZM58 227V226H57ZM157 227V226H156ZM203 226H201L200 228H202ZM250 227H252V225L250 226ZM254 227V226H253ZM20 228V227H19ZM37 228V227H36ZM63 228V227H62ZM65 228V227H64ZM65 228V229H66ZM125 228H128V226L127 227H125ZM147 228V227H146ZM152 228V227H151ZM161 228V227H160ZM162 228H163V226H162ZM170 227H168V229H169ZM178 228H181V227H178ZM237 227H235V230H233V231H230V229H229V231L227 232V233H223L224 234V236H222V237H218V239H217V241H232V243L234 244V246H242L243 247V249L241 250V251H239V250H233V249H229V248H222V250H223V253L222 254H220V253H213L212 251H211V254H209L210 256H213V258H214V260L216 261V262H218V264H242V262L244 263V262H253V261H256V260H259V262L260 261H264V231L262 232L261 231V233H259V234H256V233H250V231L249 230H247V229H236ZM50 229V228H49ZM59 229H61V228H59ZM154 229V228H153ZM170 229H172V228H170ZM58 230V229H57ZM63 230V229H62ZM138 230V229H137ZM150 230V229H149ZM155 230H157V228L155 229ZM166 230V229H165ZM185 230V229H184ZM219 230H221V229H219ZM32 232H34L35 233V235H43V229L42 230H40L39 228L37 229V231H36V229L33 231V230H31ZM46 231V230H45ZM55 230H53V232H54ZM127 231V230H126ZM129 231V230H128ZM148 231V230H147ZM146 231V232H147ZM171 231V230H170ZM253 231V230H252ZM47 232V231H46ZM52 232V230L50 231V233ZM59 232V231H58ZM61 232H63V231H61ZM63 232V233H64ZM190 232V231H189ZM188 232V233H189ZM220 232V231H219ZM225 232V231H224ZM54 233H57V231L56 232H54ZM64 233V234H65ZM217 233V232H216ZM222 233V232H221ZM53 233H51V235H52ZM166 234V233H165ZM182 234V233H181ZM187 234V233H186ZM202 234V233H201ZM207 234V233H206ZM209 234V233H208ZM167 235V234H166ZM184 235V234H183ZM214 235V233L212 234V235H210V236H213ZM219 235H221V234H219ZM152 236V235H151ZM242 236L244 237V238H242ZM66 237V236H65ZM142 237H144V236H142ZM148 237V236H147ZM166 237V236H165ZM174 237V236H173ZM181 237V236H180ZM183 237V236H182ZM181 237V238H182ZM8 238V237H7ZM169 238V237H168ZM16 239V238H15ZM36 239H39V238H36ZM31 242H33V239L31 238V239H29ZM29 240H26L27 242L29 241ZM48 240V239H47ZM85 240H87V238L85 239ZM183 240H188V236L187 235H184V238H183ZM23 240H21V242H22ZM153 241V240H152ZM152 241H149V242H145V243H147L148 245L149 244H151V242ZM12 242H14V241H12ZM12 242H10L9 241V244H8V241H7V246L9 245L10 246V243H12ZM24 242V241H23ZM26 242V243H27ZM35 242V241H34ZM47 242V241H46ZM108 242V241H107ZM144 242V241H143ZM156 242V241H155ZM162 243H164V241H161ZM166 242H170V241H166ZM17 243V242H16ZM29 244H30V242H28ZM27 243V244H28ZM35 243H38V242H35ZM44 243H45V240H44ZM49 243H50V241H49ZM101 243H103V242H101ZM101 243H98L97 242V244H99V246H100V244ZM105 243V242H104ZM159 243V242H158ZM158 243L157 244H155V245H158ZM176 243V242H175ZM25 244V243H24ZM23 244V245H24ZM26 244V245H27ZM40 244V243H39ZM39 244H36V245H39ZM46 244V243H45ZM43 245V243H42V246H40L39 248H38V250L40 251V252H54V251H56V252H66V251H68L69 253L68 254H70L72 251H69V250H71V248H68L67 249V247H69V246H66L65 248H61V247H59V246H57L56 244H47V245ZM65 244V243H64ZM71 244V243H70ZM87 244V243H86ZM107 244H109V243H107ZM160 244V243H159ZM171 244V243H170ZM181 244H183L182 242H181ZM187 244V243H186ZM190 244V243H189ZM21 245V244H20ZM25 245V247H27ZM31 245V244H30ZM33 245V244H32ZM35 245V244H34ZM59 245V244H58ZM61 245V244H60ZM83 245H85V244H83ZM82 245V246H83ZM104 245H106V244H103V246ZM145 245V244H144ZM173 246L174 245H176V244H172ZM188 245V244H187ZM5 246V245H4ZM14 246H15V244H14ZM22 246V245H21ZM90 246H91V244L88 246L89 248H90ZM110 246V245H109ZM16 247V246H15ZM19 247V246H18ZM31 246H29V248H30ZM81 247V246H80ZM170 247H171V245H170ZM175 247V246H174ZM178 247V246H177ZM177 247H176V249H177ZM184 247V246H183ZM187 247V246H186ZM189 247H190V245H189ZM214 247V246H213ZM35 248V247H34ZM99 248V247H98ZM101 248V247H100ZM99 248V249H100ZM103 248V247H102ZM104 248H105V246H104ZM103 248V249H104ZM162 250H163V253L164 254H169L168 253V247H166V246H163L162 245ZM181 248H182V246H181ZM190 248H193V246H191ZM218 248V247H217ZM248 248V249H247ZM261 248H263V250H261ZM21 249V248H20ZM74 249V248H73ZM86 248H84V250H85ZM120 249V248H119ZM175 248H174V250H176ZM183 249V248H182ZM182 249H180L177 253L180 255V254H184V252L183 251H181ZM186 249V248H185ZM197 249V248H196ZM245 249H247V250H245ZM78 250V249H77ZM81 250V249H80ZM97 250V249H96ZM178 250V249H177ZM82 251H83V249H82ZM120 251H122V250H120ZM192 251V250H191ZM189 249H188V252L190 253L191 252ZM197 252V251H196ZM205 252L206 251H203V252H201V251H198V253L199 254H202V253H204L205 254ZM210 252V251H209ZM218 252V251H217ZM222 252V251H221ZM145 253V252H144ZM138 254V253H137ZM186 254V253H185ZM208 254V253H207ZM3 255V254H2ZM10 255V254H9ZM146 255V254H145ZM125 253L123 254V253H118V254H116V257L117 258H125ZM128 256H129V254H128ZM147 256V255H146ZM206 256H208V255H206ZM240 256H242V257H240ZM14 257V256H13ZM12 257V258H13ZM29 257V256H28ZM35 256L33 255V259L32 258H28L27 259V257L25 256V258L27 259H25V264H62L61 263V261H63V260H58V259H55V258H49V257H42V255H40V256H38L37 255V258H34ZM196 257H198V256H195V258ZM240 257V258H239ZM5 258V257H4ZM15 258V257H14ZM13 258V259H14ZM134 258V257H133ZM136 258V257H135ZM179 258V257H178ZM194 258V257H193ZM20 259V258H19ZM24 259V258H23ZM166 259V258H165ZM169 259V258H168ZM172 259V258H171ZM174 259V258H173ZM172 259V261H170L169 260V262H167V263H161L160 261H159V263H161V264H176L177 262H175L174 260ZM183 259V258H182ZM199 259H200V257H199ZM16 260H18V259H16L15 258V260L14 261H16ZM65 260V259H64ZM108 259H102V258H96L95 260H93V261H95V262H99V264H100V262H105V261H107ZM135 260V259H134ZM137 260H140V259H137ZM145 260V259H144ZM150 260H152V259H150ZM155 260V259H154ZM157 260V259H156ZM155 260V261H156ZM13 261V262H14ZM81 261V260H80ZM148 261V260H147ZM179 261V260H178ZM5 262V261H4ZM22 262H23V260H22ZM63 262H65V261H63ZM68 262V261H67ZM66 262V263H67ZM86 262V261H85ZM154 262V261H153ZM157 262V261H156ZM9 263V262H8ZM65 263V264H66ZM89 263V262H88ZM91 263V262H90ZM132 263V262H131ZM69 264V263H68ZM96 264V263H95ZM105 264V263H104ZM151 264V263H150ZM153 264H156V263H153ZM178 264H212V262L209 260V259H201V260H198V259H183V260H180L179 262H178ZM249 264V263H248ZM258 264V263H257ZM264 264V263H263Z\"/></svg>",
	"mask_w": 264,
	"mask_h": 264
},
{
	"label": "clouds",
	"instance_id": "9594fccd",
	"mask_svg": "<svg viewBox=\"0 0 264 264\" xmlns=\"http://www.w3.org/2000/svg\"><path fill=\"white\" fill-rule=\"evenodd\" d=\"M59 16L63 22L72 18L74 12L91 15L97 10L92 0H56Z\"/></svg>",
	"mask_w": 264,
	"mask_h": 264
}]
</instances>
